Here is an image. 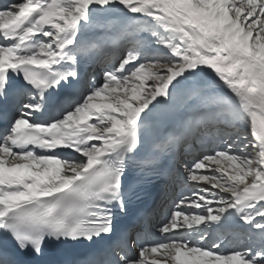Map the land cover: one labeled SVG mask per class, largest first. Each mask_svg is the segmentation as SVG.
I'll return each instance as SVG.
<instances>
[{"label":"snow or ice","instance_id":"1","mask_svg":"<svg viewBox=\"0 0 264 264\" xmlns=\"http://www.w3.org/2000/svg\"><path fill=\"white\" fill-rule=\"evenodd\" d=\"M0 264H264V0L0 2Z\"/></svg>","mask_w":264,"mask_h":264},{"label":"bare ground","instance_id":"2","mask_svg":"<svg viewBox=\"0 0 264 264\" xmlns=\"http://www.w3.org/2000/svg\"><path fill=\"white\" fill-rule=\"evenodd\" d=\"M184 108L183 106H178L174 111L173 113L167 117V122L169 125H171V123H174V122H179V120L182 118L183 114H184ZM191 144V143H190ZM192 145V144H191ZM192 159V158H191ZM190 160L188 158H185L183 159V162H189ZM182 188V186L180 187Z\"/></svg>","mask_w":264,"mask_h":264},{"label":"rangeland","instance_id":"3","mask_svg":"<svg viewBox=\"0 0 264 264\" xmlns=\"http://www.w3.org/2000/svg\"><path fill=\"white\" fill-rule=\"evenodd\" d=\"M113 22L116 23L117 21L114 19Z\"/></svg>","mask_w":264,"mask_h":264}]
</instances>
